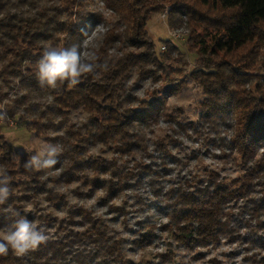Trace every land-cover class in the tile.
<instances>
[{
	"label": "trees",
	"instance_id": "obj_1",
	"mask_svg": "<svg viewBox=\"0 0 264 264\" xmlns=\"http://www.w3.org/2000/svg\"><path fill=\"white\" fill-rule=\"evenodd\" d=\"M124 24L109 29L92 58L106 64V70L85 75L75 86L67 82L56 89L41 86L36 78V64L47 46L65 47L89 38L105 17L90 10L94 0H0V114L1 123L16 121L37 137L48 138L51 130L64 129L63 154L51 169L36 172L23 167L26 157L0 135V167L10 177L11 196L0 205V236L12 223L9 208L28 220L25 203H37L41 197L60 209L64 195L55 185L79 183L88 197L98 200L113 212L124 213L115 200L129 188L136 173L119 163L88 154L90 146L103 145L119 157L131 156L143 146L147 128L167 114L168 95L141 101L130 94L132 79H162L166 72L162 53L151 38L147 26L154 13L169 6L168 21L176 30L185 23L190 36V51L198 55L192 78L204 91L203 119L230 124L234 147L246 157L264 146V0H102ZM87 31V35H84ZM169 45L171 41H163ZM118 44L120 53L111 54ZM177 53L168 47L167 56ZM52 102L35 109L36 97ZM87 115L83 128L71 123L75 111ZM171 118V117H170ZM182 129H186L182 126ZM146 150V148H144ZM67 162L62 165V159ZM142 170L150 166L142 165ZM260 168L255 166V169ZM62 169L52 178V187L43 180L51 170ZM194 192H179L172 206L171 231L179 244L193 249L216 241L225 224L220 219L222 204L240 190L214 181ZM65 204V203H64ZM114 209V210H113ZM68 224L39 216L46 225L58 223L65 234L51 238L25 256L11 249L0 255V264H134L125 253L126 239L116 234L107 221L83 206L69 208ZM79 227L67 231L69 224ZM66 224V225H65ZM154 228L139 234L133 244L138 248L153 245ZM163 263L172 260L162 255Z\"/></svg>",
	"mask_w": 264,
	"mask_h": 264
},
{
	"label": "rangeland",
	"instance_id": "obj_2",
	"mask_svg": "<svg viewBox=\"0 0 264 264\" xmlns=\"http://www.w3.org/2000/svg\"><path fill=\"white\" fill-rule=\"evenodd\" d=\"M89 8L105 17L92 35L82 42V55L91 62L109 29L114 26L123 29L125 26L102 0H94ZM169 11L166 6L164 11L154 13L147 26L162 53L166 72L159 81L135 78L128 84L130 94L141 101H151L156 94L160 97L167 95L170 89L180 86L178 92L168 95L169 117L165 116L158 124L147 128L145 143L131 156L119 157L103 145L88 149V154L95 157L120 158L119 163L126 171L136 173L129 181V188L115 200L117 206H124V213L113 212L98 200V196H86L85 190L79 189V183L55 185V189L65 196L60 209L41 197L37 203H25V210L31 212L34 223L46 228L49 237L57 238L65 234L58 228V223L48 226L39 216L51 214L52 218L65 220L68 224L69 208L83 206L105 219L116 234L126 239L125 253L134 264H164L161 258L164 254L172 257L166 264H264V146L250 158L246 157L234 147L233 121L226 124L220 120L215 123L203 119L205 94L192 78L198 55L190 51L191 32L186 23L173 30L168 21ZM177 31L182 36L175 40L173 34ZM163 41L171 43L167 45ZM171 45L176 46L177 53L169 57L167 52ZM117 47L118 44L112 47L110 53H120ZM162 47L166 50L163 51ZM51 102V98L38 96L34 101L35 109ZM86 121L87 115L80 110L71 115V123L76 129L83 128ZM0 135L14 146L18 154L26 157V161L33 154L34 139L49 142L46 137H37L16 121L1 123ZM64 136L63 128L51 130L48 134V138L56 139L50 143L60 146V154L64 150L61 141ZM61 162L64 165L67 158ZM142 165L150 166V170H142ZM255 166L260 168L255 169ZM60 174L62 169L51 170L43 180L50 188L52 178ZM210 177L233 191H241L222 204L219 217L225 227L218 239L190 249L179 244L170 230L173 202L180 191L202 189ZM69 226L67 231L80 230L71 223ZM151 227L157 234L153 245L136 247L134 240Z\"/></svg>",
	"mask_w": 264,
	"mask_h": 264
},
{
	"label": "clouds",
	"instance_id": "obj_3",
	"mask_svg": "<svg viewBox=\"0 0 264 264\" xmlns=\"http://www.w3.org/2000/svg\"><path fill=\"white\" fill-rule=\"evenodd\" d=\"M87 34V31H84V35ZM106 68V64L86 61L77 44L65 47L50 45L43 49L36 64L35 74L42 87L46 85L51 89H56L65 82L69 86H75L80 82L81 77L95 75L98 70H106ZM5 117L6 113L0 114V120ZM32 144L33 154L23 165L26 171L51 169L57 164V157L60 154L59 145L39 138L34 139ZM11 194L10 177L6 172H0V205H4ZM9 211L14 219L5 227L0 236V255L7 254L11 249L17 256H25L48 241L49 237L45 227L21 216L18 211L11 208Z\"/></svg>",
	"mask_w": 264,
	"mask_h": 264
},
{
	"label": "built area",
	"instance_id": "obj_4",
	"mask_svg": "<svg viewBox=\"0 0 264 264\" xmlns=\"http://www.w3.org/2000/svg\"><path fill=\"white\" fill-rule=\"evenodd\" d=\"M182 36V34L179 32V31H177V32H175L174 34H173V38L176 40V39H178V38H180ZM162 50L164 51V50H166V47H162Z\"/></svg>",
	"mask_w": 264,
	"mask_h": 264
}]
</instances>
